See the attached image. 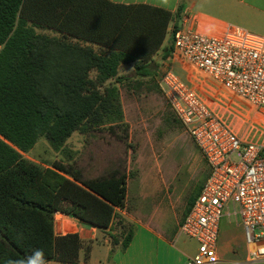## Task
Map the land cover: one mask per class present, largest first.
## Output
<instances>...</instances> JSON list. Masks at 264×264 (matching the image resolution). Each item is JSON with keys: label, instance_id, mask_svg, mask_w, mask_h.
Masks as SVG:
<instances>
[{"label": "trees", "instance_id": "1", "mask_svg": "<svg viewBox=\"0 0 264 264\" xmlns=\"http://www.w3.org/2000/svg\"><path fill=\"white\" fill-rule=\"evenodd\" d=\"M173 17L162 8L108 0H0V264L36 248L45 250L47 262L79 264L90 242L77 234L55 236L54 214L103 230L115 210L126 207L124 172L85 178L73 164L45 168L21 153L40 138L59 151L76 131L104 130L125 141L120 87L152 90L158 62L151 58ZM177 29L173 25L160 60L169 57ZM84 42L107 50L96 52ZM128 65L132 76L119 75ZM117 226L125 249L132 230L121 221Z\"/></svg>", "mask_w": 264, "mask_h": 264}, {"label": "built area", "instance_id": "2", "mask_svg": "<svg viewBox=\"0 0 264 264\" xmlns=\"http://www.w3.org/2000/svg\"><path fill=\"white\" fill-rule=\"evenodd\" d=\"M173 58L212 81L232 108L236 99L253 111L227 112L244 132L253 129V115L264 118V37L239 27L220 33L177 29L172 35ZM157 85L167 105L204 159L208 172L179 232L197 250L185 264H219L216 256L218 224L229 205L243 229V264H264V141L235 133L227 118L209 106L196 90L166 67ZM232 122V121H231ZM236 124V123H235Z\"/></svg>", "mask_w": 264, "mask_h": 264}, {"label": "rangeland", "instance_id": "3", "mask_svg": "<svg viewBox=\"0 0 264 264\" xmlns=\"http://www.w3.org/2000/svg\"><path fill=\"white\" fill-rule=\"evenodd\" d=\"M171 57L169 55L166 60L157 63L153 82L149 84L152 90L142 88L131 91L124 85L120 87L123 121L128 127V137L125 141H120L104 130L91 133L76 131L59 151L53 150L44 138H40L29 151L21 153V156L45 168L50 167L53 162L73 164L85 178L97 177L112 169H118L128 177L129 197L134 196L141 183L149 184L154 181L159 188L156 196L160 205L167 208L170 206L173 214L181 219L190 199L205 180L208 168L188 133L167 105L157 80L165 67L171 69L184 82L186 81L180 71L188 73L189 78H199L202 82L206 77L196 73L186 64L183 69H176ZM157 60H160V57ZM90 75L93 77L94 74ZM193 88L197 93L200 92V97L209 106L223 115V119H232L235 133L244 134V138L264 141V118L253 115V125L261 127L259 132H244L245 127L237 124L233 115H225L227 112L237 111L247 113L250 117L253 111L244 103L229 98L232 108L225 112L213 103V95L210 97L205 93L204 96V91L197 85ZM219 105L222 106L221 103ZM237 219L230 208L229 211H223L218 224L217 247L226 249L225 260L228 263L241 262L245 256V244L237 239ZM195 248L194 241L186 240L183 249L187 254L192 256Z\"/></svg>", "mask_w": 264, "mask_h": 264}, {"label": "crops", "instance_id": "4", "mask_svg": "<svg viewBox=\"0 0 264 264\" xmlns=\"http://www.w3.org/2000/svg\"><path fill=\"white\" fill-rule=\"evenodd\" d=\"M108 1L114 4L124 5H150L167 10L174 15L172 22L168 26L167 35L160 49L151 58L158 63L162 62V60L157 59H159L163 53V49L166 48L168 42H170L169 32L173 25L178 29H192L206 34L220 33L228 27L233 26L239 27L251 34L264 37V0ZM35 31L47 36H58V34L51 29L35 28ZM84 45L90 46L97 52H106L107 50L105 46L95 43L84 42ZM169 55H171V52ZM175 60L178 59L171 57V61L176 65V69L178 68V70H180L179 68L184 67V63L175 62ZM132 69V65L121 66L119 75L132 76ZM180 73L184 77L186 83L191 87L195 85L199 86L204 91V96L205 93L207 96L210 95V97L213 95V103L219 108H221L219 103H226L227 99L224 93H222L209 79L206 78V80L202 82L199 78H189L188 73L185 74L182 71H180ZM215 93H217V95ZM241 114L244 115L246 113L242 112ZM227 118L229 120V117ZM231 121L232 119L229 120L232 125L233 121ZM259 128L261 127H255L253 125V129L249 131L259 132ZM238 133H240V131ZM202 160L204 159L202 158ZM201 187L202 185L198 187L197 192L190 199L191 201L188 208L186 210L184 208L185 211L183 210L184 212L182 213L181 219L173 214L170 206L167 208L160 205L156 196L159 188H157V184L154 181H151L149 184H145L144 182L141 183L140 186L136 188L135 194L132 197H129L127 189L126 207L124 209L115 210V216L109 228L103 230L97 229L75 218L57 212L53 216V231L55 236L77 234L82 242H90L89 256L84 261V249H81L79 252V264H185L189 258L195 255L197 246L192 256L184 251L183 248L186 244V240L190 241V239L180 234L179 227L195 197L199 194ZM230 208H232L235 213L236 207L233 205H229L225 210L229 211ZM120 221L126 228L132 230L131 240L125 249H121V229L117 226V222ZM236 228L238 229V241L245 244L243 229L238 219L236 221ZM112 236L115 241H113ZM226 253V249L217 247L216 242V256L219 264H243L245 261L246 250L244 259L238 263L226 262ZM48 264L62 263L48 261Z\"/></svg>", "mask_w": 264, "mask_h": 264}, {"label": "clouds", "instance_id": "5", "mask_svg": "<svg viewBox=\"0 0 264 264\" xmlns=\"http://www.w3.org/2000/svg\"><path fill=\"white\" fill-rule=\"evenodd\" d=\"M4 264H48V262L45 250L43 248H36L25 257L9 258Z\"/></svg>", "mask_w": 264, "mask_h": 264}]
</instances>
